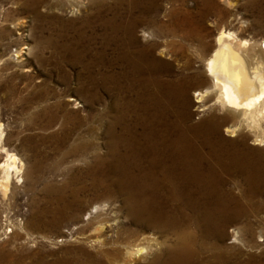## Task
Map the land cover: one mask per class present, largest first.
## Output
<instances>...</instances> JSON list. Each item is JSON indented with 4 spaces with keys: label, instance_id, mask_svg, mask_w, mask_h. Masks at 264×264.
<instances>
[{
    "label": "rangeland",
    "instance_id": "1",
    "mask_svg": "<svg viewBox=\"0 0 264 264\" xmlns=\"http://www.w3.org/2000/svg\"><path fill=\"white\" fill-rule=\"evenodd\" d=\"M132 1L0 0V123L7 149L24 163L20 181L12 182L6 196L0 192V264H79L106 246L116 226L133 227L122 196L97 185L99 160L119 131L115 121L123 103L113 79L119 19L135 22L140 40L142 31L151 34L166 56L170 41L184 45V58H168L171 77L187 59L195 69L203 50L195 39L162 32H191L208 42L221 28L264 36V0H143L129 14ZM196 95L190 90L194 123L203 115ZM220 133L230 139L224 127ZM252 142L248 137V146ZM226 187L245 201L243 185L240 193L229 180ZM250 200L255 206L229 223L223 240L214 239L227 247L226 264H264V195ZM97 221L109 228L101 244L89 231Z\"/></svg>",
    "mask_w": 264,
    "mask_h": 264
},
{
    "label": "bare ground",
    "instance_id": "2",
    "mask_svg": "<svg viewBox=\"0 0 264 264\" xmlns=\"http://www.w3.org/2000/svg\"><path fill=\"white\" fill-rule=\"evenodd\" d=\"M142 1L133 0L128 13ZM134 23L121 18L113 32L117 68L113 79L123 103L115 121L119 131L107 157L98 159L102 178L97 183L101 190L122 196L124 216L133 227L116 226L98 254H84L87 258L78 263L226 264L227 247L214 239L223 240L229 223L255 206L250 199L264 195V150L254 148L264 147V36H242L221 28L208 42L191 32H162L171 38L195 39L203 50L195 69L187 59L171 77L174 66L168 58L174 53L184 58V45L175 47L170 41L173 53L166 56L148 32L142 31V40L138 39ZM192 89L198 111L203 112L197 123L189 111ZM223 127L230 139L222 137ZM248 137L253 138L251 147ZM23 165L7 149L0 123L3 196L12 182L20 181ZM227 180L239 193V186H244V202L226 187ZM108 230L98 223L89 231L101 244L100 237Z\"/></svg>",
    "mask_w": 264,
    "mask_h": 264
}]
</instances>
